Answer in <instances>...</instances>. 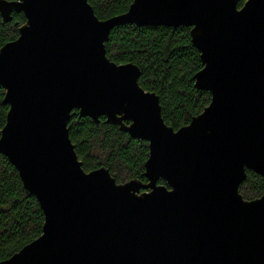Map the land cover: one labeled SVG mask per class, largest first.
<instances>
[{
	"label": "water",
	"instance_id": "1",
	"mask_svg": "<svg viewBox=\"0 0 264 264\" xmlns=\"http://www.w3.org/2000/svg\"><path fill=\"white\" fill-rule=\"evenodd\" d=\"M239 1L132 0L100 20L87 0H0L4 23L25 17L0 48V154L43 213L40 236L0 264H264V194L239 193L247 170L264 178V0ZM125 24L190 29L194 87L211 99L188 125H166L139 68L106 57ZM73 111L146 141V183L84 172Z\"/></svg>",
	"mask_w": 264,
	"mask_h": 264
},
{
	"label": "trees",
	"instance_id": "2",
	"mask_svg": "<svg viewBox=\"0 0 264 264\" xmlns=\"http://www.w3.org/2000/svg\"><path fill=\"white\" fill-rule=\"evenodd\" d=\"M87 2L95 16L105 20L125 13L132 0ZM244 3L240 0L238 8ZM11 17L10 22L4 23L0 16V48L18 37V29L25 23L23 13H12ZM105 52L116 64L132 63L139 68V86L158 96L162 118L174 130L188 125L210 103V93L194 87L193 76L202 69V62L187 27L121 25L111 30ZM3 98L4 90L0 87V132L8 111ZM73 113L67 125L69 139L84 172L104 167L117 183L131 179L146 183V141L133 139L117 126L106 124L104 117L95 123L80 117L77 111ZM158 184L165 182L159 180ZM239 193L245 200L261 197L264 178L247 170ZM42 225L43 213L37 200L24 189L16 169L0 154V261L38 238Z\"/></svg>",
	"mask_w": 264,
	"mask_h": 264
}]
</instances>
